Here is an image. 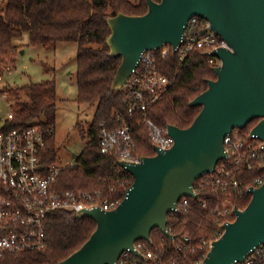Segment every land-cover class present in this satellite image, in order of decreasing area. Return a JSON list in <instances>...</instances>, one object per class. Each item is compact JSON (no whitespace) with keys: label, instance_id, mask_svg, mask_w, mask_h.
I'll use <instances>...</instances> for the list:
<instances>
[{"label":"water","instance_id":"95a60500","mask_svg":"<svg viewBox=\"0 0 264 264\" xmlns=\"http://www.w3.org/2000/svg\"><path fill=\"white\" fill-rule=\"evenodd\" d=\"M143 14L119 11L107 17L106 38L110 56H121L112 88L123 90L145 49L170 44L175 52L185 36L188 19H207L228 47L207 54L220 59L213 66L215 78L189 104L200 106L186 127L168 123L174 143L166 150L154 147L134 163L118 160L133 182L120 204L104 211L98 207L78 210L96 227L76 250L55 264H117L138 239L151 240L159 228L166 236L167 215L184 195L197 193L193 183L226 156L224 137L232 128H243L257 118L252 132L264 142V0H145ZM248 204L234 206L235 218L223 223L222 234L211 241L201 264H235L264 242V183L248 190ZM141 255L140 253H138Z\"/></svg>","mask_w":264,"mask_h":264},{"label":"trees","instance_id":"16d2710c","mask_svg":"<svg viewBox=\"0 0 264 264\" xmlns=\"http://www.w3.org/2000/svg\"><path fill=\"white\" fill-rule=\"evenodd\" d=\"M159 1V0H156ZM147 10L145 0H6L0 5V62L13 59L14 39L28 32L32 45L46 48L60 41L77 43V100L96 103L93 120L88 128V142L73 164H67L58 176L59 189L106 190L108 185L119 191L124 181L133 176L122 170L115 154L103 153L98 138L102 123L117 125V116L132 128L135 152L153 155L155 150L148 137V128L141 123L139 112L129 113V95L125 89L116 91L112 81L121 62V56H110L106 38L110 34L107 17L123 11L127 14H143ZM160 70L171 83L162 97L148 112L149 117L164 127L168 123L188 126L200 110L189 102L207 88V79L215 78L213 65L202 51L187 54L183 60L170 51L159 57ZM15 95L16 106L3 128L7 131L37 125L46 132L45 160H56L58 147L55 139L57 87L54 79L38 83L17 85L9 89ZM12 106V105H11ZM257 118L250 121L249 129ZM259 169L250 175L256 176ZM251 182L250 180H247ZM217 194L210 188L199 192L198 198L189 197L187 207L167 215V228L173 234L190 233L194 242L218 238L220 225L212 212ZM251 194L235 196V203L244 208ZM201 200H207L206 206ZM96 227L94 219L77 217L75 212L58 209L50 212L45 222L46 246L42 249L0 256V264H55L78 249ZM149 248L160 255L158 264H171V241L159 228H154ZM206 249L195 248L181 256L174 264H195L204 258Z\"/></svg>","mask_w":264,"mask_h":264},{"label":"built area","instance_id":"2783aa9c","mask_svg":"<svg viewBox=\"0 0 264 264\" xmlns=\"http://www.w3.org/2000/svg\"><path fill=\"white\" fill-rule=\"evenodd\" d=\"M218 47L228 45L211 28L207 19L193 15L186 23L184 39L176 46L175 52L170 44L141 52L124 89L129 95L128 112L141 114V123L148 128V137L153 148L166 150L174 143V138L168 133L166 126L156 124L148 115L150 107L162 97L171 83L169 77L160 70L158 58H165L173 51L183 60L191 52L202 51L208 56V61L216 66L220 65V59L216 63L217 57L207 52ZM0 83V96L7 97L2 75ZM11 116L12 112L8 118L0 120V256L44 248L45 222L50 212L66 209L76 213L83 208L94 207L104 211L115 209L132 184L128 178L123 182V189L119 191L112 184L106 190L59 189L58 176L64 166L45 160L46 132L37 125L7 131L3 128L4 122ZM116 121L120 122L117 125H110L106 121L102 123L98 138L101 152L115 154L118 160L128 163L140 161L141 155L135 152L131 126L120 116H117ZM254 124L249 129H245L246 126L232 128L224 137L226 156L193 183L196 198L207 187L217 194L212 212L219 220V235L224 230L223 223L235 218V196L250 194V188L264 183V142L252 132ZM121 169L127 171L123 167ZM256 169L260 173L252 177L250 174ZM250 179L251 182H248ZM189 197L191 196H182L171 212L187 207ZM200 202L204 206L208 204L207 200ZM238 208L242 209L240 206ZM168 238L173 249L171 264L196 247L206 249L205 257L212 241L203 239L196 244L193 235L187 232L173 234ZM151 244L152 239L136 240L134 250H124L116 263L158 264L161 261L160 255L149 248ZM202 261L203 258L195 264H201ZM235 264H264V242L255 246L243 260Z\"/></svg>","mask_w":264,"mask_h":264},{"label":"rangeland","instance_id":"374dc122","mask_svg":"<svg viewBox=\"0 0 264 264\" xmlns=\"http://www.w3.org/2000/svg\"><path fill=\"white\" fill-rule=\"evenodd\" d=\"M5 2L0 0V5ZM14 45L13 59L0 62V75L7 91V97L0 96V120L8 118L17 103L10 88L54 79L57 87L54 135L58 147L55 162L60 166L75 163L89 140L87 131L96 110V103L77 100V43L60 41L46 48L32 45L28 32H24L14 39ZM215 60L219 63L218 58Z\"/></svg>","mask_w":264,"mask_h":264}]
</instances>
